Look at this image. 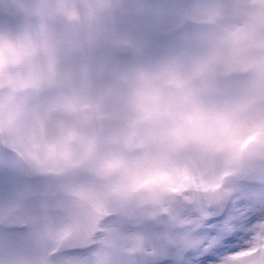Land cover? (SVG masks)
I'll return each mask as SVG.
<instances>
[{"label":"clouds","instance_id":"1","mask_svg":"<svg viewBox=\"0 0 264 264\" xmlns=\"http://www.w3.org/2000/svg\"><path fill=\"white\" fill-rule=\"evenodd\" d=\"M0 153L40 182L44 264H151L145 225L264 181V0H0ZM248 231L217 264H264Z\"/></svg>","mask_w":264,"mask_h":264},{"label":"snow or ice","instance_id":"2","mask_svg":"<svg viewBox=\"0 0 264 264\" xmlns=\"http://www.w3.org/2000/svg\"><path fill=\"white\" fill-rule=\"evenodd\" d=\"M260 220H264V181H245L230 190L229 199L221 205H201L197 211L187 209L170 221L171 227L145 225L147 238L152 242L148 249L151 264H217L224 252L238 251L231 246L246 241L248 230ZM160 239H167L168 243L158 244ZM70 245L92 251L78 242Z\"/></svg>","mask_w":264,"mask_h":264},{"label":"rangeland","instance_id":"3","mask_svg":"<svg viewBox=\"0 0 264 264\" xmlns=\"http://www.w3.org/2000/svg\"><path fill=\"white\" fill-rule=\"evenodd\" d=\"M16 167V168H15ZM19 171L26 174L7 153H0V225H5V220L1 215L15 204L22 202L23 212L29 210L28 204H37L34 194L40 188V182L24 174L19 175ZM31 219H25L22 222L28 225L25 233L3 230L0 226V264H44V258L52 251L53 245L42 240L36 225L35 217L30 214ZM243 242L232 245V248L240 250ZM61 249V248H60ZM60 249L55 251L52 263L60 260L63 264H83L88 256L75 255L62 257ZM229 254L224 252L218 258ZM56 258V259H55Z\"/></svg>","mask_w":264,"mask_h":264},{"label":"flooded vegetation","instance_id":"4","mask_svg":"<svg viewBox=\"0 0 264 264\" xmlns=\"http://www.w3.org/2000/svg\"><path fill=\"white\" fill-rule=\"evenodd\" d=\"M21 211V207H20V210H19V212Z\"/></svg>","mask_w":264,"mask_h":264},{"label":"water","instance_id":"5","mask_svg":"<svg viewBox=\"0 0 264 264\" xmlns=\"http://www.w3.org/2000/svg\"><path fill=\"white\" fill-rule=\"evenodd\" d=\"M69 246H70V245H69ZM69 246H68V247H69Z\"/></svg>","mask_w":264,"mask_h":264}]
</instances>
